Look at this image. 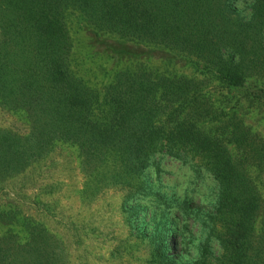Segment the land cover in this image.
I'll return each mask as SVG.
<instances>
[{
	"label": "trees",
	"instance_id": "16d2710c",
	"mask_svg": "<svg viewBox=\"0 0 264 264\" xmlns=\"http://www.w3.org/2000/svg\"><path fill=\"white\" fill-rule=\"evenodd\" d=\"M78 31L106 42L100 81ZM0 109L25 125L0 126V184L67 150L81 205L120 192L111 255L264 264V0H0ZM61 182L41 213L0 203V264H73L94 227L43 220Z\"/></svg>",
	"mask_w": 264,
	"mask_h": 264
},
{
	"label": "rangeland",
	"instance_id": "374dc122",
	"mask_svg": "<svg viewBox=\"0 0 264 264\" xmlns=\"http://www.w3.org/2000/svg\"><path fill=\"white\" fill-rule=\"evenodd\" d=\"M73 37L76 43V56L78 59L80 58V62H83L81 66H85L81 70L82 76L86 80L100 81L102 70H98L96 66L105 60L101 52L106 48V42L97 40L91 43L89 35L81 31L73 34ZM98 53L100 55L97 56ZM90 56L94 57L93 61H87ZM0 126L24 131L25 125L8 111L0 109ZM259 127L264 130V120L260 121ZM66 152L65 149H57L45 163L32 166L26 173L0 184V203L15 198L22 202L24 210L29 212L36 210L41 213L42 204L33 205L32 196L38 192L39 185L59 179L62 182L58 192L43 193L40 196V201H49L51 205H56L55 210L43 212V216H47L42 217L43 220L62 235L67 234L63 222L68 220L84 225L86 222L89 224L91 222L94 227L90 239H87L81 247L73 246V264H137L138 262L130 261L127 257L111 255V247L116 244L117 238H123L126 234V228L119 211L120 192L108 190L93 201L81 205L74 193V188L79 185L80 174L72 169L73 165H67L69 154L67 153L66 156ZM165 169V176L172 179L177 170L176 166L167 163ZM181 179V176L177 178V180Z\"/></svg>",
	"mask_w": 264,
	"mask_h": 264
}]
</instances>
